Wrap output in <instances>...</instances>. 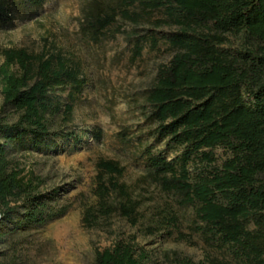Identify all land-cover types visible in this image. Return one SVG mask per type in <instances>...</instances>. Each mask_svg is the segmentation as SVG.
I'll return each mask as SVG.
<instances>
[{"label":"trees","instance_id":"16d2710c","mask_svg":"<svg viewBox=\"0 0 264 264\" xmlns=\"http://www.w3.org/2000/svg\"><path fill=\"white\" fill-rule=\"evenodd\" d=\"M43 3L0 0V28L12 23L16 11L30 13ZM119 19L147 24L152 48L157 29H174L164 37L172 54L156 67L145 92V121L153 125L151 136L183 151L172 161L146 154L141 180L167 198L147 217L140 198L120 182L123 167L99 160L84 222L91 227L116 215L144 235L176 233L177 241L186 242L185 222L190 234L222 257L205 254L194 263L175 255V264H264V0H86L79 33L97 43ZM114 29L119 33L118 26ZM238 34L245 47H225L227 35ZM143 47V38L134 41L133 58ZM0 59L2 105L17 113L10 124L0 120V225L10 223L14 230L58 213L48 204L55 193L37 192L10 154L46 143V115L58 111L49 94L67 88L78 92L85 80L78 63L60 50L0 47ZM215 149L225 155L219 163ZM187 211L191 218H185ZM94 259L95 264L150 261L134 236L95 252Z\"/></svg>","mask_w":264,"mask_h":264},{"label":"rangeland","instance_id":"374dc122","mask_svg":"<svg viewBox=\"0 0 264 264\" xmlns=\"http://www.w3.org/2000/svg\"><path fill=\"white\" fill-rule=\"evenodd\" d=\"M85 2L44 0L30 13L16 11L12 23L0 28L1 49L60 50L78 63L85 80L78 92L67 88L49 94L58 111L46 115L50 132L46 143L37 149H15L10 154L22 175L37 186V192L55 193L48 204L58 215L14 230L10 223L1 224L0 264H95V252L127 241L130 236L148 253V264H175V255L188 257L194 263L203 261L205 254L221 258L199 236L190 234L185 222L181 231L186 242L177 241L176 233L169 237L164 232L144 235L139 226L132 227L116 215L98 219L91 227L84 222L83 211L92 202L99 160H114L123 167L120 182L140 198L147 217L167 198L141 180L146 154L172 161L183 151V147L166 139L151 136L153 125L145 121V92L156 67L166 63L172 54L164 37L174 29H157V46L152 48L147 24L133 26L119 19L105 39L91 43L79 33ZM116 26L120 31L113 34ZM141 38V55L133 58L134 41ZM225 47L244 48L243 34L227 35ZM2 102L0 94V120L10 124L17 113ZM67 104L71 105L69 114L65 112ZM50 142L57 145L46 148ZM213 154L217 163L225 156L221 149L213 150ZM185 218H191L189 211Z\"/></svg>","mask_w":264,"mask_h":264}]
</instances>
